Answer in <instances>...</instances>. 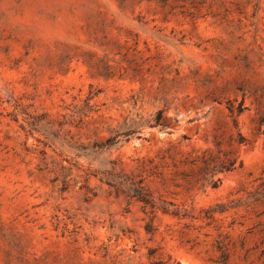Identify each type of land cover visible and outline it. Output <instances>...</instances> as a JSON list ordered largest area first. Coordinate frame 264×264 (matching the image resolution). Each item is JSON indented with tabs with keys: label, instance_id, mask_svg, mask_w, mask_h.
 Here are the masks:
<instances>
[{
	"label": "rangeland",
	"instance_id": "obj_1",
	"mask_svg": "<svg viewBox=\"0 0 264 264\" xmlns=\"http://www.w3.org/2000/svg\"><path fill=\"white\" fill-rule=\"evenodd\" d=\"M263 196L264 0H0V264H264Z\"/></svg>",
	"mask_w": 264,
	"mask_h": 264
},
{
	"label": "trees",
	"instance_id": "obj_2",
	"mask_svg": "<svg viewBox=\"0 0 264 264\" xmlns=\"http://www.w3.org/2000/svg\"><path fill=\"white\" fill-rule=\"evenodd\" d=\"M219 147V144H216ZM220 157H213L207 151L192 161V165L199 164L198 170L201 172V179H196L195 182H202V186H210L214 189L219 184V179H215L218 173H227L235 170L241 166L237 158L231 157L227 153H222L218 150ZM101 181H103L109 188L114 190L116 195H122L128 200H135L139 202L143 209L148 210L150 214L156 211H161L165 214H170L176 217L186 216L183 211H180L172 203L166 202L162 199H155L147 186L144 184V179L134 177L111 169L108 172L102 173ZM264 197V196H263ZM226 209L223 206H218L216 209L207 210L206 217L212 218L214 212H224ZM217 250L221 253H228L224 246L218 245ZM178 264V263H177Z\"/></svg>",
	"mask_w": 264,
	"mask_h": 264
}]
</instances>
